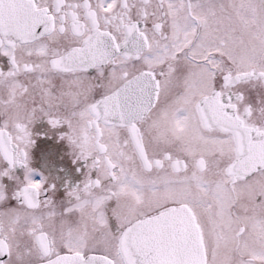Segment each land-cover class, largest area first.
<instances>
[{"label":"snow or ice","instance_id":"1","mask_svg":"<svg viewBox=\"0 0 264 264\" xmlns=\"http://www.w3.org/2000/svg\"><path fill=\"white\" fill-rule=\"evenodd\" d=\"M0 54V264H264V0H0Z\"/></svg>","mask_w":264,"mask_h":264},{"label":"flooded vegetation","instance_id":"2","mask_svg":"<svg viewBox=\"0 0 264 264\" xmlns=\"http://www.w3.org/2000/svg\"><path fill=\"white\" fill-rule=\"evenodd\" d=\"M11 70L9 57L0 54V71L8 72ZM90 75H95L90 72ZM25 79V78H21ZM25 82H27L25 80ZM59 85V80L56 81ZM252 96H255L256 90H250ZM32 139L34 144L30 149V167L33 169L32 178L34 180L45 179V188L55 185L54 194L46 192V196H52L53 199L60 204L67 200V192L77 185H81L85 173L88 172L86 167L90 161L76 160L72 146L66 139L70 129L66 124L53 127L49 123V118L41 115L35 120L31 126ZM24 169L17 167L16 176L21 180L24 179ZM95 171L92 176L95 178ZM5 184L11 185L12 182L5 178ZM43 198V197H42ZM114 204V202H112ZM15 206V201H10L7 205ZM7 260L8 257H0Z\"/></svg>","mask_w":264,"mask_h":264}]
</instances>
